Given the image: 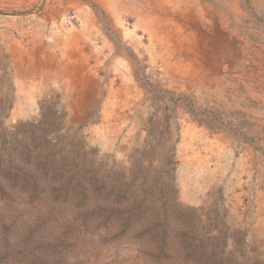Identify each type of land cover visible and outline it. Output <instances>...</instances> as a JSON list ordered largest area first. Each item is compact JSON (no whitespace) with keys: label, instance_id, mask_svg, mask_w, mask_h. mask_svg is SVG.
<instances>
[{"label":"rangeland","instance_id":"1","mask_svg":"<svg viewBox=\"0 0 264 264\" xmlns=\"http://www.w3.org/2000/svg\"><path fill=\"white\" fill-rule=\"evenodd\" d=\"M7 1L0 0V264H264V127L188 104L213 132L195 144L198 161H182L178 143L170 155L149 152L176 122V106L164 105L154 129L152 100L130 152L121 138L87 139L96 121L68 122L61 93L53 83L45 88L36 70L40 59L25 57L20 33L37 28L28 19L43 18L47 0ZM23 72L40 79L33 105L22 98Z\"/></svg>","mask_w":264,"mask_h":264},{"label":"bare ground","instance_id":"2","mask_svg":"<svg viewBox=\"0 0 264 264\" xmlns=\"http://www.w3.org/2000/svg\"><path fill=\"white\" fill-rule=\"evenodd\" d=\"M24 1L7 2L18 6ZM45 3L43 18L28 19L37 28L20 33L22 40L25 38L23 46H27L25 57L40 59L44 87L53 83L54 91L61 93L59 107L68 111V122L78 126L85 120L96 121L88 126L87 139L112 145L121 138L126 147L117 152H130L139 126L150 118L147 108L152 100L157 104L154 129L164 105L176 106V122L172 134L162 133L149 152L170 155L178 143L176 155L182 161H198L195 144L208 141L213 132L203 118L191 117L188 104L239 122H252L256 129L264 127V0ZM20 76L25 88L22 98L33 105L38 73ZM214 126V130L223 131L220 125ZM212 144L222 150L219 141Z\"/></svg>","mask_w":264,"mask_h":264},{"label":"crops","instance_id":"3","mask_svg":"<svg viewBox=\"0 0 264 264\" xmlns=\"http://www.w3.org/2000/svg\"><path fill=\"white\" fill-rule=\"evenodd\" d=\"M36 70L38 71V72H40L41 70H42V68H43V66L39 63V62H37L36 63ZM40 69V70H39ZM38 100H36V102H37Z\"/></svg>","mask_w":264,"mask_h":264}]
</instances>
